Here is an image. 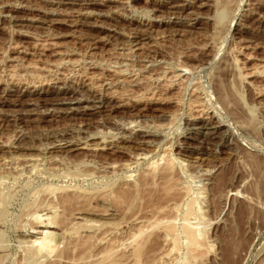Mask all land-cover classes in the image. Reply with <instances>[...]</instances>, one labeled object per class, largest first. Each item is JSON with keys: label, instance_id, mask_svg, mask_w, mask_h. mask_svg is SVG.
Masks as SVG:
<instances>
[{"label": "rangeland", "instance_id": "rangeland-1", "mask_svg": "<svg viewBox=\"0 0 264 264\" xmlns=\"http://www.w3.org/2000/svg\"><path fill=\"white\" fill-rule=\"evenodd\" d=\"M0 264H264V0H0Z\"/></svg>", "mask_w": 264, "mask_h": 264}, {"label": "bare ground", "instance_id": "bare-ground-1", "mask_svg": "<svg viewBox=\"0 0 264 264\" xmlns=\"http://www.w3.org/2000/svg\"><path fill=\"white\" fill-rule=\"evenodd\" d=\"M189 205V204H188ZM193 210V209H192ZM38 216V215H37ZM188 221V220H186ZM53 223V222H52ZM55 224V223H54ZM188 224V223H187ZM186 224V227H185V234H186V237H187V240H188V244L189 245H194V246H198L199 245V235H202L200 231H197L195 230V227L190 225V226H187ZM194 227V228H193ZM169 232H171L173 234V226H167ZM199 228V227H198ZM200 232V233H199ZM203 233V232H202ZM47 234V233H46ZM170 234V233H169ZM171 234V235H172ZM173 237H174V234H173ZM177 236H175V239L173 240H176ZM178 239V238H177ZM202 240V239H201ZM143 242V241H142ZM175 243H177V241H175ZM200 246V245H199ZM138 249V248H137ZM197 250V249H196ZM137 251V250H136ZM138 252H136L137 254ZM140 255V254H138Z\"/></svg>", "mask_w": 264, "mask_h": 264}]
</instances>
